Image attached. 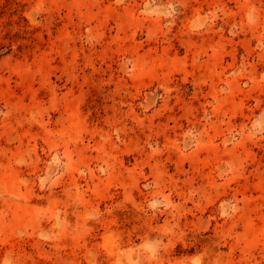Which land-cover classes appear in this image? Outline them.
<instances>
[{"label": "rangeland", "instance_id": "1", "mask_svg": "<svg viewBox=\"0 0 264 264\" xmlns=\"http://www.w3.org/2000/svg\"><path fill=\"white\" fill-rule=\"evenodd\" d=\"M0 264H264V0H0Z\"/></svg>", "mask_w": 264, "mask_h": 264}]
</instances>
